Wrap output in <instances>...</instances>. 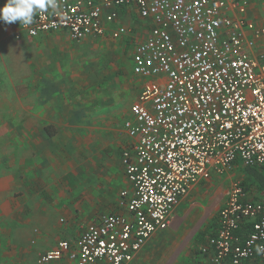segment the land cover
<instances>
[{
    "label": "built area",
    "instance_id": "2783aa9c",
    "mask_svg": "<svg viewBox=\"0 0 264 264\" xmlns=\"http://www.w3.org/2000/svg\"><path fill=\"white\" fill-rule=\"evenodd\" d=\"M20 29L30 37L67 31L75 41L114 39L130 29L116 23L133 6L150 32L134 46L132 71L144 80L132 117L134 139L122 153L132 193L124 213L102 215L75 241L61 239L38 264L64 257L76 264H131L157 232L171 224L189 190L212 172L235 165L264 168V54L253 55L264 24L248 0H57ZM264 16V1L261 4ZM20 38V34L16 36ZM249 226L240 237L237 232ZM264 203L235 186L220 210L218 234L203 252L212 264H264Z\"/></svg>",
    "mask_w": 264,
    "mask_h": 264
},
{
    "label": "crops",
    "instance_id": "0c3cea01",
    "mask_svg": "<svg viewBox=\"0 0 264 264\" xmlns=\"http://www.w3.org/2000/svg\"><path fill=\"white\" fill-rule=\"evenodd\" d=\"M248 1L250 3L248 9L249 16L264 24V16L261 6L264 0ZM6 2L7 0H0V7H3ZM120 11L121 13L116 20V23L109 26V29L124 25L130 29L128 35H134V37L137 38L135 44L138 41L140 42L144 40L150 32L149 22L142 19L138 14L137 9L133 6L123 8ZM18 34H20V38H16ZM128 35L120 39H114L109 35L100 38L118 41L128 37ZM12 36L15 37L16 42H13L12 40L10 41ZM70 38L69 33L64 30L58 32H44L36 37H30L20 29L19 21L12 24L0 21V72L3 76L0 78V84L18 83L20 87L15 91L17 97L21 100L23 99V102H19L17 110V116L19 119L17 129L19 132H23L19 135V141L22 145H20L21 149L18 151V162L23 165V178L19 177L18 182L20 187L25 190V174L26 172L32 171V169L37 166V164H35L32 169L29 166L28 170L25 171L26 163H37L40 161V167L45 168L43 170H46L47 168H50L52 161L55 162L57 159L61 158L63 165L66 163V154H69L71 158V156L73 157L74 152H79L81 153L79 156L84 159L83 163H85L87 167H89L90 163L103 165L99 168L98 172L101 175H98L97 178H93L89 175V169L85 170V172H80L81 169L73 171L77 174V177L75 176V178L72 179V193L79 197L74 199L68 207L69 210L74 212L71 214L72 216H70L71 221L70 223L66 222L67 224L61 229V231H57L52 237L43 236V238H38V240H36L38 244L41 243L43 246L35 248V252L39 255L55 248L58 241L61 239H70L75 242L88 225L97 222L100 219L103 213H105V210L118 211L123 209L124 204H121L123 201L121 199V192L126 190L129 194L132 193V185L127 178L122 163L123 151L129 148L134 141V139L128 134L124 124L127 119L132 117L131 111L130 116L125 119L122 125L116 128V133H114L109 131L111 125L106 127L103 124L88 121L86 114L82 112V110L80 112L77 111L76 113L74 108H68V102L66 100H63L64 107L60 111L58 110L54 112L55 110L53 109H42L43 111H39V108H37L38 99L42 102L44 100L49 107H52V105L59 102H57L55 98L57 94L58 97L62 94L56 91L57 89L55 87L59 77H61V82L64 83L65 89L67 90L65 99H68V96L69 98L71 97V94H68V84L70 91L72 88L73 77L72 75L68 77L67 72H63L64 68L66 69L68 66L72 67L74 65L72 57L76 52L74 49H77V47L73 45L70 41L73 39ZM95 38L99 37H88L76 42L80 43L88 39L92 43L95 41ZM77 50L79 51V49ZM258 51H264V37L258 42ZM76 53L81 54L80 58L83 59V50L81 47L80 52ZM25 66L30 70H26ZM59 68H61V71ZM140 81L143 88L144 80L140 78ZM25 83H32L33 87L28 89V86L24 85ZM4 88L5 86L0 90L2 91ZM3 96L5 97V94ZM31 97L34 99V107L28 105L26 101H24ZM137 99L138 96L134 102ZM54 114L55 116L53 117ZM30 116H32V118ZM75 119L78 120L76 123ZM56 131L75 132L68 135L63 141H60L61 143L64 142V145L66 146L63 153L60 152V157H57L60 142L58 143L56 139ZM83 132L85 133L83 134ZM95 140L97 141L96 147L91 144V141L93 142ZM57 164L58 163H56V165ZM64 169L67 168L63 166V170ZM100 169L103 171H100ZM204 182L205 180L203 179L192 186L188 194L181 199L179 205L174 210L169 227L166 230L155 233L147 241L141 251L136 254L131 264H149V259L154 260L155 263V260L159 255L164 257L163 262L171 259L170 264H173L175 261L177 262V260H181V258H183L182 261L184 264H212L213 251L210 249L208 253H204L203 247L208 245L209 239L212 236L218 234L220 210L228 199L230 183L226 184V186L222 185L213 188L212 190L211 187L200 186ZM61 184L62 186L59 187L60 189L66 187V182L62 181ZM69 184H67L68 187ZM207 189L213 192L209 197L210 199H213V202L215 201V206L218 207L215 210L214 217L208 222L206 230L202 232V234L208 233L207 238L193 242V237L190 234L192 227L187 224H177L175 217L182 210H187L186 201L192 194L201 192L204 198H206L209 194ZM95 194L96 197H93ZM99 195H103V197H99ZM122 211L123 212L121 213L126 211L125 206ZM78 212H85V217L82 216L80 219H77L76 213ZM249 230V226H244L237 232V235L243 237L249 232ZM172 233L173 235H171ZM4 242L5 241L0 242V247H2ZM189 244H197V246L193 248V251L197 252L187 253L190 249ZM185 248L188 250L185 251L184 257H181L182 254L180 252H174L177 249ZM1 253L5 256V251ZM1 253L0 255H3ZM191 257L193 259L192 263L187 261ZM63 260L67 264H76L66 257H64ZM63 260L54 261L51 264H62L61 262ZM182 261L181 264H183ZM244 264H259V261L256 258L252 261L248 260Z\"/></svg>",
    "mask_w": 264,
    "mask_h": 264
},
{
    "label": "rangeland",
    "instance_id": "374dc122",
    "mask_svg": "<svg viewBox=\"0 0 264 264\" xmlns=\"http://www.w3.org/2000/svg\"><path fill=\"white\" fill-rule=\"evenodd\" d=\"M132 36L128 35L118 41L99 37L95 38L92 43L88 39L80 43L70 40L79 49V51L74 49L76 52H80V47L83 50V59L80 58L81 54L75 52L72 57L74 65L63 70V72H67L68 77L70 75L73 77L70 91L68 84V94H71V97L68 96V99H65L67 90L59 77L55 84L56 91L62 93L59 97L58 94L55 96L59 102L49 107L43 99V102L38 99L37 108L39 111L45 109H53L54 112L60 111L64 107L63 100H66L68 108H74L76 113L82 110L88 121L100 123L106 127L111 125L109 131L116 133V128L130 116L131 106L142 89L139 76L132 72L133 50L135 40H137L134 35ZM11 40L16 42L14 36ZM258 42L255 43L253 55L264 54V51H258ZM25 69L30 70L27 66ZM59 70L61 71V68ZM1 76L0 72V78ZM24 85L28 86V89L33 87L32 83ZM4 86L5 88L0 90V242H5L0 247V253L5 251V256L1 253L3 255H0V264H38L40 256L44 253L39 255L35 252V248L38 246L43 247L36 240L43 236L52 237L57 231H61L67 224L66 222L70 223L71 221L70 216L74 212L68 207L74 199L79 197L72 193V179L77 177L73 171L81 169L80 172H85L89 169V175L97 178L98 175H101L98 171L103 165L90 163L87 167L83 163L84 159L79 156L81 154L79 152H74L71 158L69 154H66V163L63 165L61 158L55 162L52 161L50 168H47L50 170H43L45 168L40 167V161L26 163L25 171L29 166L31 169L35 164L37 166L32 171L26 172V188L25 190L21 188L18 182L19 177L23 178V165L18 162V151L22 145L19 135L23 132H19L17 129L19 122L17 110L19 102H23V99H19L15 91L20 87L18 83L0 84V89ZM24 101L28 105H34L32 97ZM30 117L32 118V116ZM76 121L78 120L75 119V123ZM72 133L75 132L56 131L58 143ZM91 144L96 147L97 141H91ZM65 148L64 142H60L57 157H60V152L63 153ZM56 163L58 164L56 165ZM63 166L67 169L63 170ZM246 168L242 165H235L219 172L214 171L204 179L205 182L200 186L211 187L213 190V188L226 186L230 183L229 194L235 186H240L244 190L246 199L264 202L262 193L259 192L254 179L247 173ZM100 171L103 170L100 169ZM62 181L66 182V189L59 188L62 186ZM207 190L209 194L206 198L201 192L192 194L186 201L187 210H182L175 217L177 224H187L192 227L190 234L193 237V242L207 238L208 233L202 234V232L206 230L208 222L214 217L218 207L215 206V201L213 202V199L209 197L213 192ZM101 196L103 197V195H99V197ZM93 197H96V194ZM122 210H105L103 215L121 213ZM85 212L76 213L77 219L85 217ZM189 246L188 251L185 248L177 249L174 252H180L181 257H184L185 251L187 253L197 252L193 251L197 244H189ZM182 259L173 264H181ZM163 260L164 257L159 255L155 263L154 260L149 259V264H170L171 259L164 262ZM187 261L192 263V257ZM61 263L67 264L64 260Z\"/></svg>",
    "mask_w": 264,
    "mask_h": 264
},
{
    "label": "clouds",
    "instance_id": "9594fccd",
    "mask_svg": "<svg viewBox=\"0 0 264 264\" xmlns=\"http://www.w3.org/2000/svg\"><path fill=\"white\" fill-rule=\"evenodd\" d=\"M57 8V0H7L0 7V21L7 24L19 21L21 26H30L40 13L49 10L55 12ZM256 251L264 254V246H258Z\"/></svg>",
    "mask_w": 264,
    "mask_h": 264
},
{
    "label": "trees",
    "instance_id": "16d2710c",
    "mask_svg": "<svg viewBox=\"0 0 264 264\" xmlns=\"http://www.w3.org/2000/svg\"><path fill=\"white\" fill-rule=\"evenodd\" d=\"M247 173L254 179L258 190L262 193L264 199V168L263 167H247Z\"/></svg>",
    "mask_w": 264,
    "mask_h": 264
}]
</instances>
